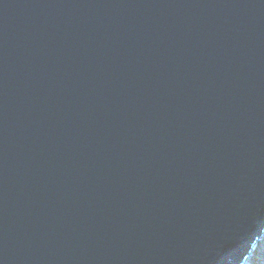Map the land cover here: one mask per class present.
Masks as SVG:
<instances>
[{
    "label": "water",
    "instance_id": "obj_1",
    "mask_svg": "<svg viewBox=\"0 0 264 264\" xmlns=\"http://www.w3.org/2000/svg\"><path fill=\"white\" fill-rule=\"evenodd\" d=\"M264 232V0H0V264H243Z\"/></svg>",
    "mask_w": 264,
    "mask_h": 264
},
{
    "label": "bare ground",
    "instance_id": "obj_2",
    "mask_svg": "<svg viewBox=\"0 0 264 264\" xmlns=\"http://www.w3.org/2000/svg\"><path fill=\"white\" fill-rule=\"evenodd\" d=\"M259 257V258H258ZM243 264H264V232L260 241H256Z\"/></svg>",
    "mask_w": 264,
    "mask_h": 264
},
{
    "label": "rangeland",
    "instance_id": "obj_3",
    "mask_svg": "<svg viewBox=\"0 0 264 264\" xmlns=\"http://www.w3.org/2000/svg\"><path fill=\"white\" fill-rule=\"evenodd\" d=\"M259 258V257H258Z\"/></svg>",
    "mask_w": 264,
    "mask_h": 264
}]
</instances>
